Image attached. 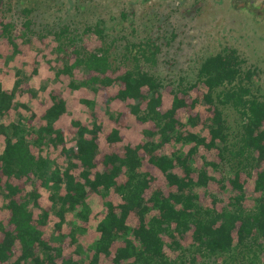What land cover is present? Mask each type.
Returning <instances> with one entry per match:
<instances>
[{"label": "trees", "instance_id": "1", "mask_svg": "<svg viewBox=\"0 0 264 264\" xmlns=\"http://www.w3.org/2000/svg\"><path fill=\"white\" fill-rule=\"evenodd\" d=\"M53 1L0 0V70L7 75L34 53V75L45 59L67 90H91L108 107L124 106L116 116L107 111L115 126L105 135L95 111L90 123L72 119L70 144L60 125L69 108L64 94L50 90L33 108L23 97L34 99L39 89L22 69L12 88L0 81V264H199L224 255V264H237L239 255V264L260 261L264 94L257 70L226 46L204 57L192 80L166 84L154 69L176 33L139 37L137 27L127 31L101 16L83 27L40 23L38 11ZM120 15L133 22L128 11ZM132 118L143 126L142 140L121 145ZM91 196L102 206L96 218ZM69 220L75 224L67 227ZM92 227L97 236L81 250L80 235Z\"/></svg>", "mask_w": 264, "mask_h": 264}, {"label": "rangeland", "instance_id": "2", "mask_svg": "<svg viewBox=\"0 0 264 264\" xmlns=\"http://www.w3.org/2000/svg\"><path fill=\"white\" fill-rule=\"evenodd\" d=\"M77 3L85 4L86 8L77 10ZM122 10L131 14L130 18L133 19V22L121 21ZM188 10L191 11L188 12ZM99 16L109 18L111 23L119 24V27L124 26L127 31H130L132 26L137 27L138 32L134 35L139 37L147 34L161 35L166 32L168 38H172V33H176L177 36L171 44L165 45L160 54V63L154 69L166 84L174 82V86H176L181 77L192 80L204 57L226 46H231L239 50L246 60L247 66L257 70L256 86L260 88V93L264 94V0H54L50 5H46L38 11V21L50 25L73 20L76 25L83 27L85 20L92 21ZM112 17H117V19H112ZM91 42L94 41L91 39ZM39 46L43 48L41 44ZM25 51L27 52V50ZM33 61L34 53L22 57L18 64H11V69H7V75H4V71L0 70V81L6 88H12L15 70L22 69L23 73L29 76V83L36 90L39 89V95L36 98L30 99L28 95L23 97V100L29 101L33 108H37V102H43L48 98L50 90L64 94L67 97L69 108L63 115L60 125L65 127L70 144L75 142L74 133L71 131L73 130L72 119L90 123L92 119L90 113L95 111L98 121L103 124L104 131L102 133L104 135L115 126L111 115L116 116L117 111L124 106L123 104L114 102L108 107L102 96L104 91L100 95L85 89L67 90L66 82L54 78V71L49 70L50 65L45 62V59H42L38 65L39 73L34 75L32 73L35 66ZM42 86H46L47 89L41 90ZM83 98L93 100V107L90 108L81 102L80 100ZM171 99L172 95L165 92L167 106L170 105ZM107 111H110L111 115ZM228 112L230 122L236 128L235 114L231 110ZM142 129L143 126L135 119H128L127 125L122 128L123 141L121 145L128 142H140ZM195 130L201 131V128ZM206 132V130H202V133ZM2 143L3 141L0 140V150L3 147ZM102 145L103 149H107L103 140ZM204 154L207 157L211 156L209 152H204ZM224 173L226 174L227 171ZM43 194L41 202L46 205L47 192L44 191ZM88 201L93 212L92 218H96L95 216L102 210L100 199L98 196H91ZM2 214L6 216L5 211ZM73 224L75 222L69 220L65 226L69 227ZM47 234L55 238L51 226L47 228ZM96 236L94 227L83 232L79 242V245L82 246L81 250L86 249ZM66 253H75V247L67 249ZM225 260L229 261L227 255H224L223 258H215L208 263L200 262L199 264H224ZM241 262H243V257L239 255L236 263ZM244 262L252 264L248 260ZM261 262H264V253L260 261L255 264Z\"/></svg>", "mask_w": 264, "mask_h": 264}]
</instances>
